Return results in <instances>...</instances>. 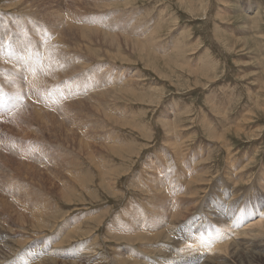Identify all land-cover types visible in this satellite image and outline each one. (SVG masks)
Wrapping results in <instances>:
<instances>
[{"label": "rangeland", "instance_id": "1", "mask_svg": "<svg viewBox=\"0 0 264 264\" xmlns=\"http://www.w3.org/2000/svg\"><path fill=\"white\" fill-rule=\"evenodd\" d=\"M0 174V264L53 245L45 264H196L200 236L169 250L116 233L175 222L145 209L176 182L182 218L224 184L239 203L259 194L264 219V0H0ZM259 218L224 226L214 264L253 263Z\"/></svg>", "mask_w": 264, "mask_h": 264}, {"label": "bare ground", "instance_id": "2", "mask_svg": "<svg viewBox=\"0 0 264 264\" xmlns=\"http://www.w3.org/2000/svg\"><path fill=\"white\" fill-rule=\"evenodd\" d=\"M69 28L72 29L73 28V25H69ZM112 39L117 41L118 48H121L122 47V44L124 42H125V47L138 46L139 48H142V49L144 48V46H142V44H140L141 41L139 39L136 41V40L130 39L128 37H124V42H122V41H119L117 35H115L114 37H112ZM134 51H136V50H134ZM65 52H66V50H65ZM70 54H72V53H70ZM70 54H68L69 57H70ZM112 55L118 56V54H112ZM136 77H137V75H136ZM133 78H134V76H133ZM134 79H137V78H134ZM138 79H139V77H138ZM132 81H134V80L133 79L132 80L130 79V82H132ZM135 81H137V80H135ZM134 84H136V83L134 82ZM131 85H133V83ZM128 86H130V84ZM12 95H14V93ZM19 96H20V94L15 95V97L17 99H18ZM113 119H115V118L113 117ZM168 135L169 134H167V136ZM5 155H7V154H5ZM2 166H4V165H2ZM19 171H20V169H19ZM183 175H185V174L183 173ZM36 176L41 177L39 173L36 174ZM178 176H180V174ZM185 176H187V175H185ZM185 176H183V177H185ZM187 177H189V176H187ZM58 178H59V176H58ZM11 179H13V178H11ZM21 179H23V178H21ZM178 179L179 178H177V180ZM59 180H62V178L59 179ZM148 180H149V184H146L147 187H149L152 184H153V188L158 186V185H156V180H157L156 178H155V180L154 179H151V178H149ZM177 180H175V181H177ZM157 181H158V183H160V182H162V184L164 183V181L159 180V179ZM188 181H191V178L190 177L188 178ZM11 182H13V181H11ZM186 182H185V184H186ZM180 183H181V181H180ZM176 186H177V182H176V185L174 183V185L171 186V187H174V190H175V187ZM62 187H61V189H62ZM144 187H146V186H144ZM163 187L165 188V191L163 190L164 189L163 188L162 191H161V193L160 192H159V194L157 193L158 195L155 193V191H151L150 188H149L150 192H149L148 195L150 197L149 199H150L151 205H150V203H148L149 204V207H147L145 209V212H157V210H161V209L164 211V213H162L164 215H162L161 218H158L157 219V220H159V223H155V227H157L158 225H160L162 222H164V223H166L167 221H175V222H171L167 226L166 229H162V231H157L154 234H150V233H136V234H131V235H124V234L116 233L118 238L124 239V240H128L129 242H131V241H142V242H146V241H149V240H155L156 239L155 237H159V236L164 235L165 238H167V240L166 241H163V244L166 247H169V250H172V249H174V246L173 245H170V242H172V240H177V238H180V236L181 237H186V238H190L191 237V239H193V237L200 236L202 241L205 240L204 247H201L200 248L201 251L199 250L197 252H196V250H198V249L195 248V247H193L194 249H196V250H194L196 253L194 254L195 256L193 258H194V260H197V263L196 264H207L209 262H210V264L211 263L214 264L217 261H221L222 260L221 258H219L220 255L217 256L218 252L223 251V249L221 248L222 246L221 247H217L216 245H218L219 244V241L222 240L223 234H221V233H222V229L224 228L225 225L231 224V223H236L238 225L239 224L238 222H240L241 219L244 220V219L251 218V216L253 214L254 215L257 214V215H259V217H261V218L258 219V221L260 223H261V220H264L263 217L260 216V210L256 209V211L253 212V210L257 207V199L260 197L259 194H257V196L254 194L253 197L247 198L248 199L247 202H245L246 201L245 200L244 203H239V202H237V199L232 200L234 198H232L233 196L231 194V191H229L228 190L229 188L226 187L223 184L221 187L224 188V189H226L227 192H224L220 196V200L214 201V204L213 205H210L209 203L206 204V203H204L203 199H200L199 201L196 202V204H194L192 206L194 208L195 212H196L197 218L199 219L197 222H194V220L191 219L190 217L182 218L184 216V214L189 209V208H186L185 206L192 205V202H193L191 200L185 199L186 197H181V194L187 195V193H185L184 191L179 192L178 189H176V191L173 192L174 190H173V188L170 187V185L169 186H164L163 185ZM251 187H252V185H251ZM255 189H253V190H255ZM171 190H173V191H171ZM232 192H233V190H232ZM146 193H148V192H146ZM237 194H235V196ZM145 199H148V198H145ZM244 199H246V198H244ZM146 201H148V200H146ZM155 201H157L158 204H160L161 206H159L158 204L154 203ZM217 211H220V213L222 214V216H223V218L221 217L222 219H220V220L219 219L218 220H211L210 218H208V217H210V215H212L213 213H215ZM33 212H36L37 213V211H33ZM242 212H243V214H242ZM38 213H39L38 215H40V217L43 216V212L40 211ZM247 213H251V214L248 215ZM164 216L165 217L168 216V219H166ZM257 224H259V223H257ZM249 225L250 226L251 225H254L253 221H251V224H249ZM215 233L218 234V240L215 239ZM258 233L261 234V235L264 234V225L262 226V230H258ZM205 236H206V238H205ZM262 239L264 240L263 237H262ZM262 239H259L256 242H252V240H249L250 241V244H251V247H252V248H250V252L247 253L248 255H246L249 263H252L253 262L252 264H264V241L259 242ZM209 241L211 242V244L208 243ZM239 245H241V246L244 245L245 246L246 244L245 243L244 244L243 243L242 244L241 243H236V246H239ZM52 248H53V250H51V252H54V253H58L59 252L58 250H56V245H53ZM193 248L191 249L192 251H193ZM213 249H215V250L212 251ZM142 251L145 252V253H147L146 250L145 251L142 250ZM51 252H49L48 255L45 256V258L44 257L43 258L40 257V259H38V262L36 261L37 262L36 264H45L46 262H48V260L52 257L51 254H50ZM212 252H215V253L217 252V254L216 255H213ZM197 253H198V255L196 256ZM237 255H239V253ZM201 258H205V261L207 263H203V262L200 263L199 261H200ZM29 261H31V259L27 261L28 262L27 264H34V263L29 262ZM118 263H121V264H131V263H133V264H151L150 261H149V258L145 259L143 261V263H141V261H139L137 259L136 260H130L129 258L121 259V261L118 262Z\"/></svg>", "mask_w": 264, "mask_h": 264}]
</instances>
